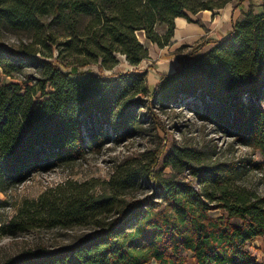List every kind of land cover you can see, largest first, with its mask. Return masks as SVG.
Wrapping results in <instances>:
<instances>
[{
	"label": "trees",
	"instance_id": "16d2710c",
	"mask_svg": "<svg viewBox=\"0 0 264 264\" xmlns=\"http://www.w3.org/2000/svg\"><path fill=\"white\" fill-rule=\"evenodd\" d=\"M232 1L0 0V68L19 79L0 83V191L99 153L112 135L124 140L145 123L163 129L160 112L178 107L203 105L207 118L229 124L264 155V8L244 12L226 38L188 62L213 40L192 46L154 86L138 68L150 59L141 33L165 47L178 17L192 21L190 13ZM8 32L23 36L19 45ZM121 56L133 71L106 75ZM94 64L98 74L72 77ZM203 155L162 141L120 162L103 183L68 180L25 199L0 236L44 226L89 230L0 264H187L184 251L196 264H264L250 250L264 237V162L256 165L259 188L244 181L246 164ZM144 184L153 192L139 197Z\"/></svg>",
	"mask_w": 264,
	"mask_h": 264
},
{
	"label": "rangeland",
	"instance_id": "374dc122",
	"mask_svg": "<svg viewBox=\"0 0 264 264\" xmlns=\"http://www.w3.org/2000/svg\"><path fill=\"white\" fill-rule=\"evenodd\" d=\"M240 3L241 0H236ZM235 1V2H236ZM245 1V0H244ZM259 1V0H256ZM246 7L254 6L251 0H246ZM257 6H254L256 8ZM166 26H159V30L165 31ZM144 33L140 34L144 42ZM6 38L13 44L19 45L23 36L15 32H8ZM146 42V41H145ZM198 43L194 44L197 45ZM193 45V46H194ZM192 46L183 45L175 50L176 53L183 55L191 50ZM197 56H191L188 62L195 60ZM120 64L113 71H105L106 75L120 74L131 71L130 63L124 62V56L120 57ZM162 61V60H161ZM170 64L172 62L163 61ZM161 64H157L153 58L143 61L140 66L142 71L148 72L149 84L154 86L152 77L156 74L161 76V72L156 69ZM151 71V73H150ZM100 72L97 65L83 67L73 78L87 77ZM151 74V75H150ZM151 76V78H150ZM19 82V79L7 77L0 68V83ZM157 83V82H156ZM264 104V95L262 98ZM193 106L192 110L166 109L160 112V121L163 129H156L152 123H145L143 129L139 130L130 137L118 141L115 136L108 137L107 143L99 153H89L87 157L74 163L61 167H54L50 170H38L32 173L29 178L19 183H12L5 191H0V227L4 222H8L17 212L18 207L25 199H36L47 189L57 187L68 181H93L96 184L103 183L110 179L117 165L128 158H139L141 153L155 150L162 141L171 146L179 144L202 152L207 161H230L234 163L246 164L244 181L247 185L262 188L259 183L260 171L256 165L264 162V155L252 145L249 138L240 139L234 129H228L229 124L221 122L219 119L207 118L206 110L203 105ZM165 172L169 173L170 168ZM184 175L192 178L189 173ZM101 186H98L100 188ZM153 192V187L144 184L136 195L143 197ZM219 214V212H217ZM89 227L78 226L71 228L53 227L38 228L14 234H3L0 236V259L12 254L25 252L35 245L49 247L65 244L74 239ZM250 250L257 259L264 263V237L256 238L250 245ZM183 256L187 264H196L193 253L184 251ZM149 264H155L153 262Z\"/></svg>",
	"mask_w": 264,
	"mask_h": 264
},
{
	"label": "crops",
	"instance_id": "0c3cea01",
	"mask_svg": "<svg viewBox=\"0 0 264 264\" xmlns=\"http://www.w3.org/2000/svg\"><path fill=\"white\" fill-rule=\"evenodd\" d=\"M235 1L236 0H233L224 8L217 10H202L196 14L190 13L192 21L186 17H178L176 19V29L174 31L175 36L172 37L170 44L165 47H160L156 43H153L145 36V34L144 38L146 42L144 41L143 43L150 49V58L156 60L157 64H161L156 71L161 73L176 72L181 66L183 55L176 53L175 50L183 45L193 46L204 40H213V42L204 46L196 56L208 52L217 44L216 41L226 38L233 28V21L241 20L244 12L253 9L256 13H260L264 8V0H251L252 2L250 3L257 6L256 8H254V6L246 7V0L241 3ZM164 32L162 31V33ZM163 61L172 62L173 64ZM124 62L128 63L126 59H124ZM129 66L131 71H133L134 67L131 65ZM138 68L140 69L141 66ZM140 71H142V69ZM156 74L152 77L153 79L150 76L152 81L154 80V85L160 78V76H157Z\"/></svg>",
	"mask_w": 264,
	"mask_h": 264
}]
</instances>
